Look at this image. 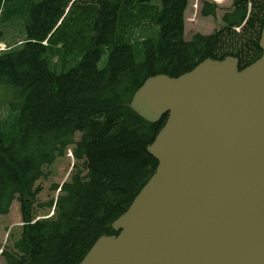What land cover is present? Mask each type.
I'll return each instance as SVG.
<instances>
[{
    "label": "trees",
    "instance_id": "16d2710c",
    "mask_svg": "<svg viewBox=\"0 0 264 264\" xmlns=\"http://www.w3.org/2000/svg\"><path fill=\"white\" fill-rule=\"evenodd\" d=\"M189 1L0 0V26L35 14L0 55V217L18 201L23 222L6 264H80L101 236L117 235L113 223L156 171L147 148L168 117L151 124L129 108L146 80L229 56L242 70L261 57L264 0H233L221 30L187 41ZM218 9L205 1L201 14ZM68 149L77 162L69 182L56 201L36 205V184ZM39 208L54 217L35 221Z\"/></svg>",
    "mask_w": 264,
    "mask_h": 264
},
{
    "label": "water",
    "instance_id": "95a60500",
    "mask_svg": "<svg viewBox=\"0 0 264 264\" xmlns=\"http://www.w3.org/2000/svg\"><path fill=\"white\" fill-rule=\"evenodd\" d=\"M259 47L242 70L229 56L144 82L129 107L168 115L147 148L159 164L80 264H264V26Z\"/></svg>",
    "mask_w": 264,
    "mask_h": 264
},
{
    "label": "rangeland",
    "instance_id": "374dc122",
    "mask_svg": "<svg viewBox=\"0 0 264 264\" xmlns=\"http://www.w3.org/2000/svg\"><path fill=\"white\" fill-rule=\"evenodd\" d=\"M42 1L43 0H32V2H34L35 4H39ZM204 1L213 2V0H200V5L198 8L199 12L197 15V20L195 22H191L190 20L195 15V10L192 8L195 0L189 1V5L185 13V39L187 41L191 40V38L196 34L205 36L207 34H213L214 32L221 30L224 27V23L222 20L223 16L226 13H229L233 7V0H222V4H218L219 10L217 11L216 17H204L201 14L202 4ZM250 11H252V8L248 7V13ZM34 17L35 14L29 11L25 13L23 17H18L17 15L16 18L12 20V23L7 24L6 26H0V31L2 32L0 36V42H3L4 44H6V46H9L25 38L26 23L30 21L32 22ZM12 38H14V41ZM107 60L108 55L103 56L99 63V68H104ZM54 68L56 67L54 66ZM67 69H69V66L67 67ZM2 114L4 115V113ZM75 140L76 142L80 140L79 134L76 135ZM76 166L77 162L73 155V151L68 149L64 157L59 158L52 166L47 167L44 170V174L46 175V177H43L36 184V186H39L42 189V192L36 198V205L47 204L52 200L56 201L61 193L60 190L53 191L54 186H58L60 188L65 183L69 182L70 176ZM54 213V208H39L37 210L35 221L53 218ZM22 227L23 222L21 217L20 205L18 201H14L10 208L9 214L0 217V264H6V259L3 258L2 253L5 251L12 252L13 243L20 238Z\"/></svg>",
    "mask_w": 264,
    "mask_h": 264
},
{
    "label": "bare ground",
    "instance_id": "6f19581e",
    "mask_svg": "<svg viewBox=\"0 0 264 264\" xmlns=\"http://www.w3.org/2000/svg\"><path fill=\"white\" fill-rule=\"evenodd\" d=\"M194 152H196V151H194ZM158 164H159V162H158ZM158 186L160 187L164 197H168L170 195V190L166 186H164V185H162L160 183L158 184ZM118 234H119V232H117V235Z\"/></svg>",
    "mask_w": 264,
    "mask_h": 264
},
{
    "label": "flooded vegetation",
    "instance_id": "af4514ba",
    "mask_svg": "<svg viewBox=\"0 0 264 264\" xmlns=\"http://www.w3.org/2000/svg\"><path fill=\"white\" fill-rule=\"evenodd\" d=\"M10 121L12 122V118L10 119ZM1 144V143H0ZM2 146V145H1ZM2 148H3V146H2Z\"/></svg>",
    "mask_w": 264,
    "mask_h": 264
}]
</instances>
